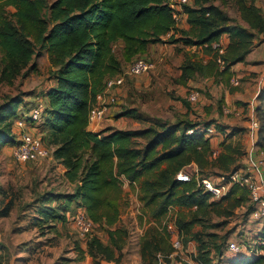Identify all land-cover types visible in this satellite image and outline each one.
I'll return each instance as SVG.
<instances>
[{
  "label": "trees",
  "instance_id": "obj_1",
  "mask_svg": "<svg viewBox=\"0 0 264 264\" xmlns=\"http://www.w3.org/2000/svg\"><path fill=\"white\" fill-rule=\"evenodd\" d=\"M170 1L0 0V81L12 83L25 70H33V59L42 51L47 52L52 67L51 82L42 97L25 100L16 93L0 102V149L20 141L21 132H16L14 126L22 119L24 126L18 128L33 126L37 131L34 134L51 149L64 176L73 183L72 190H46L40 195L33 225L64 223L68 208L76 204L93 224L104 226L106 240L89 233L85 249L76 242L75 260L89 255L92 264L120 261L129 233L124 225L117 224L116 199L121 179L125 178L129 183H139V198L144 205L158 206L153 215L156 223L139 238L143 264L172 261L177 250L168 221H163L172 206L182 210L174 221L183 241H197L194 258L199 264H264V253L258 252L264 244L256 248L254 243L264 230L254 236L248 249L232 251L228 245L230 232L218 235L208 229L227 224L239 206L246 207L248 216L255 207L248 189L233 184L226 195L214 198L199 182L204 176L217 177L240 168L238 161L247 151L240 140L232 137L242 128L228 132L226 126L216 123L225 137L223 149L215 155L211 136L207 135L213 121H206L203 129L198 127L200 122L161 118L139 128L92 130L88 126L89 109L96 95L123 69L113 48L115 43H122L127 59L159 42L202 47L215 58L204 63L188 57L181 65L179 78L186 82L197 73H214L218 57L225 61L226 71L237 62H245L256 38L264 35V10L259 0H233L246 24L233 22L215 0H190L183 6L189 28L177 25ZM223 35H227L228 42L220 52L218 43ZM258 99L259 142L264 147V85ZM39 102L43 104L39 118L33 120L31 110ZM117 115L141 117L132 107ZM139 137L143 142L136 140ZM193 163L197 171H191L190 179H178V173ZM12 206V200L5 202L0 216L8 215ZM186 208L194 209L187 215L183 212ZM214 214L221 220L209 223ZM197 224L203 229L194 230Z\"/></svg>",
  "mask_w": 264,
  "mask_h": 264
},
{
  "label": "rangeland",
  "instance_id": "obj_2",
  "mask_svg": "<svg viewBox=\"0 0 264 264\" xmlns=\"http://www.w3.org/2000/svg\"><path fill=\"white\" fill-rule=\"evenodd\" d=\"M215 2L228 11L233 22L246 24L233 0ZM259 4L264 10V0H259ZM225 38L226 35H223L218 43L220 51L223 49L221 47L225 43ZM113 48L122 62V81L108 89L107 95L113 94L115 98L110 102L108 99L105 100L107 107L102 117L90 124L91 129L139 128L155 118L169 121L187 119L193 122L213 120L226 125L228 132L235 127L245 128L244 131L236 133L233 139L240 140L244 148L248 143H253L252 134L248 133L252 128L244 127L242 124H251L252 120L248 99L260 102L257 99L259 84L252 73L258 75L264 70L261 57L264 54V35L256 38L253 52L248 55L249 60L247 57L244 63L231 66L228 71L217 62L214 73L205 75L197 73L186 82L180 81L179 78L183 72L181 65L188 57L202 60L204 63L215 57L200 47L182 43H158L156 46L148 47L143 54H135L129 59L123 54L121 42L115 43ZM137 57L146 58L153 62V66L142 73H129L128 66ZM33 63L36 65L33 70H25V73L17 76L12 83L0 81V102L8 95L16 93H21L25 100L32 101L43 96L44 88L51 82L52 67L47 52L42 51L40 55L35 56ZM252 67L255 69L251 70ZM194 91L199 92L197 100H195L197 97L192 98ZM240 106L245 108L241 109ZM130 107L135 108L141 117L117 115ZM18 126H14L16 132L36 131L30 125L23 128ZM217 131L220 133L214 135L217 138L214 139L213 145L217 151L216 155L223 149L221 141L225 137L223 131L219 129ZM136 140L143 142V138L140 137ZM6 147L0 150V209L10 200L13 201V206L8 215L0 216V264H85V260H90L91 256L87 255V259L82 260L73 259L76 257L75 244L77 242L85 249L89 233H96L106 240L104 226L93 224L88 233H82L74 216L81 210L76 204L68 208L69 214L64 223L50 221L49 225L43 227L33 225L34 217L38 215L37 200L40 195L46 190L59 192L72 190L73 183L64 176L61 165L53 156L17 160L13 155V147ZM238 163L241 164L239 169L251 171L249 153ZM192 170V167H188L184 173L191 174ZM211 177L217 179L215 174ZM139 189L138 182L129 183L127 179H121V192L116 199L119 207L117 224L124 225L129 235L122 249L120 261L109 264H137L134 260L135 258L140 260L139 238L146 228L156 223L153 215L156 214L158 206L144 205L139 198ZM192 209L194 208H186L183 212L190 215ZM180 211L182 210L178 207H170L163 221L177 218ZM245 212L246 207L239 206L227 224L208 229L217 232L218 235L230 232L228 239L242 240L249 246L254 240L253 234L257 223L250 216L251 213L247 216ZM219 220L221 218L214 214L209 223ZM201 229H203L201 224L194 227V230ZM191 240L197 244L195 239ZM188 245L189 242L186 244L183 241V248L174 253L169 264H199ZM228 252L231 253L229 250Z\"/></svg>",
  "mask_w": 264,
  "mask_h": 264
},
{
  "label": "built area",
  "instance_id": "obj_3",
  "mask_svg": "<svg viewBox=\"0 0 264 264\" xmlns=\"http://www.w3.org/2000/svg\"><path fill=\"white\" fill-rule=\"evenodd\" d=\"M190 0H171L170 4L173 10V15L177 22L182 19V14L184 12L183 6ZM222 52V50H221ZM217 61L222 67H225V61L218 57ZM153 66V62H150L146 58L137 57L132 62H130L128 66V72L132 74H138L147 71L150 67ZM122 81V74L110 78L107 80L105 88L102 92L96 95L95 104L89 109V128L90 124L102 117L105 109H106V99L110 101L114 100V95H107V91L110 87L114 86L117 83ZM236 83L238 81L236 80ZM198 96V93L195 92L192 94V98L195 99ZM109 104V103H108ZM42 102H39L37 106H35L31 110V118L38 119L39 114L42 108ZM18 127L24 126V121L22 119H18L16 122ZM260 124L259 120L256 119L254 121V125L258 126ZM91 129V128H90ZM93 130V129H92ZM215 130V127L210 125L207 129V133H212ZM190 132L194 131V128L189 129ZM20 141L13 145V155L17 160H34L37 158H44L52 156L51 149L45 146L39 135L34 134V132L23 131L20 135ZM178 179L181 180H189L191 174L184 173V171H180L177 175ZM200 184L203 187L212 193L214 198H221L226 195L231 186L233 184H239L242 187H245L249 191V196L251 201L254 203L255 207L251 212V217L254 219H259L264 221V178L257 180L254 176L248 172L243 171L242 169L231 170L227 173L221 174L217 176L215 180L211 176H204L199 179ZM75 219L77 225L81 229L82 233L89 232L93 226V222L91 219L85 214L84 210H80L75 214ZM175 219H170L167 222V226L169 231L172 232L173 237V245L176 250L183 248V239L179 235V230L175 224ZM257 246H262L264 244V235L260 237L257 241H254ZM229 249L232 251H240L248 247V244L245 241H240L236 239L229 240ZM258 252L264 253V248L260 249Z\"/></svg>",
  "mask_w": 264,
  "mask_h": 264
},
{
  "label": "crops",
  "instance_id": "obj_4",
  "mask_svg": "<svg viewBox=\"0 0 264 264\" xmlns=\"http://www.w3.org/2000/svg\"><path fill=\"white\" fill-rule=\"evenodd\" d=\"M179 27H184V28H189L190 27V24H189V22L187 21V14L185 13V12H183V14H182V19L178 22V24H177ZM169 36V34L166 36V37H168ZM177 36H179V34H177ZM227 42H228V37H227V35H226V38H225V43H224V45L221 47V49H222V52L224 51V48H225V45L227 44ZM160 44H162V43H167V42H159ZM152 45H158V43H154V44H150L149 45V47L150 46H152ZM196 46V45H195ZM200 48H202V47H200ZM221 52V51H220ZM253 52V50L248 54V55H250L251 53ZM248 57V60L250 59V56H247ZM262 57V60H263V69H264V54L261 56ZM259 61V60H258ZM239 63H244L243 61L242 62H237V63H235V64H233L232 66H234L235 67V65L236 64H239ZM251 70H254L255 69V67H252V68H250ZM258 71H259V73H260V69L258 68ZM253 75L252 76H255L256 78V81H258V94H259V91H260V89H261V87L264 85V70H263V73H260V74H255V73H252ZM258 76V77H257ZM234 79V78H233ZM237 79L239 80V78H238V76H237ZM194 92H197V91H194ZM198 93V96H197V98L195 99V100H197L198 99V97H199V92H197ZM257 94V95H258ZM257 99H258V96H257ZM249 100V103H248V107H249V111H250V113L252 114V120H251V124H242L244 127H251L252 129L248 132L249 134H252V137H253V143L252 144H250V143H248L247 145H246V151H247V154L249 153L250 154V165H251V171H250V173L254 176V178H256L257 180H259V179H263L264 178V147L262 146V143H260L259 142V139H260V137H259V127H260V124L258 125V126H255L254 125V121L256 120V119H258L259 120V118H258V116H256L257 115V106L260 104V102L259 103H257V102H254L252 99L250 100V99H248ZM247 100V101H248ZM259 100V99H258ZM260 101V100H259ZM239 108H241V109H244L245 107L244 106H240ZM254 114H256V115H254ZM209 120H212V119H209ZM207 121V120H206ZM206 121H204V122H200L201 124H199L198 125V127H200V128H202L203 129V127L202 126H204V124H205V122ZM213 121V120H212ZM259 122H260V120H259ZM216 123H220V122H217V121H213L212 123H211V125L212 126H214L215 127V130L212 132V133H207V135H209V136H211V141H212V145H214V139L215 138H217V136H214L215 134H219L220 132H218L217 130V127H216ZM222 124V123H221ZM224 125V124H223ZM224 126H226V125H224ZM227 129V128H226ZM243 130L242 131H244L245 130V128H242ZM242 131H239L238 133H240V132H242ZM246 133V132H245ZM248 133H246V134H248ZM236 135V134H235ZM234 135V136H235ZM232 139H233V137H232ZM234 141H235V139H233ZM221 144H222V141H221ZM13 147V146H11V145H5V146H3L2 148L4 149V147ZM6 147V148H7ZM214 147V146H213ZM1 148V149H2ZM0 149V150H1ZM214 153H215V155H216V153H217V151H216V149H214ZM221 151V150H220ZM219 151V152H220ZM246 154V155H247ZM245 155V156H246ZM188 167H192L193 168V170L192 171H197V165L195 164V163H193V164H191V165H189ZM188 169V168H187ZM255 222L257 223V226H256V231L254 232V236L255 235H257V234H259L260 232H262L263 230H264V221L263 220H259V219H255ZM196 243H194L191 239L189 240V245H188V247H189V249H191L192 250V252L195 254L196 253ZM245 249H248V247L247 248H245ZM175 253H176V251H175ZM87 257H89V255L87 256ZM87 257H85L86 259H87ZM137 264H139V263H141V259L139 260H137L136 258H135V260H134ZM113 263V262H112ZM83 264V263H82ZM85 264H92V258L90 259V260H85ZM104 264H109V262H107V263H104Z\"/></svg>",
  "mask_w": 264,
  "mask_h": 264
}]
</instances>
